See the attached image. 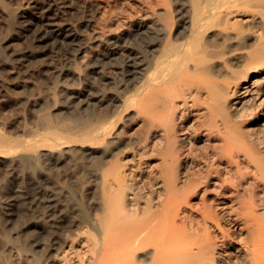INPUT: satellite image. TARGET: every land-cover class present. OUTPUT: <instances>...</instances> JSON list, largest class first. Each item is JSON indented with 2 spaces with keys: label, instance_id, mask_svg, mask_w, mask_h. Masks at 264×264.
Here are the masks:
<instances>
[{
  "label": "bare ground",
  "instance_id": "1",
  "mask_svg": "<svg viewBox=\"0 0 264 264\" xmlns=\"http://www.w3.org/2000/svg\"><path fill=\"white\" fill-rule=\"evenodd\" d=\"M174 2L172 10H154L150 21L139 19L131 33L109 41L91 62L88 87L60 85L74 108L93 116L70 139L47 143L50 165L70 159L71 140L87 143V155L103 158L91 170L101 209L92 219L95 231H85L93 246L89 264H264V210H256L264 196L249 192L251 181L264 190V0ZM25 6L31 10L18 27L32 46L10 53L13 67L39 56L45 71L63 76L83 50L77 29L86 26L67 20L66 0H28ZM119 12L131 13L125 7ZM119 108H134L150 125L139 140L141 156L148 145L162 167L152 201L139 195L129 200L134 183L126 181L117 160L104 159ZM191 114L223 136L225 147L212 159L199 160L184 148L192 140L184 132ZM51 134L58 137L55 130ZM244 189L247 199L234 206L233 195ZM54 200L52 193L42 198L47 209ZM241 220L250 221L251 229L237 237L232 226Z\"/></svg>",
  "mask_w": 264,
  "mask_h": 264
},
{
  "label": "rangeland",
  "instance_id": "2",
  "mask_svg": "<svg viewBox=\"0 0 264 264\" xmlns=\"http://www.w3.org/2000/svg\"><path fill=\"white\" fill-rule=\"evenodd\" d=\"M26 1L0 0L4 11H0V264H89L93 246L85 231H95L92 219L101 209L98 178L91 170L103 158L94 152L87 155V143L71 140L67 142L70 159L56 167L50 165L47 143L70 139L93 116L74 108L69 91L60 85L88 87L91 62L109 41L120 33H131L139 19L150 21L154 10H172L176 0H168L166 6L157 5L156 0H66L69 6L64 16L86 28L77 29L83 50L72 56L70 70L63 76L45 71L39 56L18 69L10 61L13 50L32 46L18 27L21 15L31 10L25 6ZM122 7L130 15L121 16ZM235 14L229 13L230 25ZM131 43L137 44L134 39ZM91 89L100 92L107 88L94 85ZM114 115L111 133L105 139L109 155L104 159L117 160L126 181L134 183L129 200L139 195V200L152 201L160 188L162 167L159 156L150 154L148 145L147 154L141 156L139 140L150 125L136 117L134 108H119ZM184 122V132L192 136L184 142V148H191L197 159H212L225 147L223 136L208 132L201 117L191 114ZM54 130L57 138L51 134ZM249 188L251 193L255 190V198L264 196L255 182L251 181ZM249 192L244 189L234 194L233 205H241ZM47 193L55 195L50 209L42 202ZM13 196L17 197L15 201ZM263 205L264 201H257V213L263 212ZM232 229L234 235L244 237L250 232V221L241 220Z\"/></svg>",
  "mask_w": 264,
  "mask_h": 264
}]
</instances>
